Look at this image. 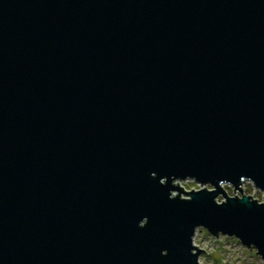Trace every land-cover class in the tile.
Wrapping results in <instances>:
<instances>
[{
  "label": "water",
  "instance_id": "1",
  "mask_svg": "<svg viewBox=\"0 0 264 264\" xmlns=\"http://www.w3.org/2000/svg\"><path fill=\"white\" fill-rule=\"evenodd\" d=\"M198 227L264 261V0H0V264H201Z\"/></svg>",
  "mask_w": 264,
  "mask_h": 264
},
{
  "label": "rangeland",
  "instance_id": "2",
  "mask_svg": "<svg viewBox=\"0 0 264 264\" xmlns=\"http://www.w3.org/2000/svg\"><path fill=\"white\" fill-rule=\"evenodd\" d=\"M178 184L185 190L198 189L199 187L211 188L210 184L200 185L192 179H187L185 181H177ZM242 192L235 190L231 185L223 184L226 193L228 195H238L244 193L251 195L253 198H257L262 201V192L253 187L250 181H245L241 185ZM183 196H185L183 194ZM217 201L223 200L221 194L216 198ZM193 244L198 248L203 249L199 255L198 261L201 264H264L260 255L255 254V247H247L235 236H227L221 234L219 236H214L212 233L207 232L203 227H198L195 231L193 237ZM254 253V254H253Z\"/></svg>",
  "mask_w": 264,
  "mask_h": 264
}]
</instances>
